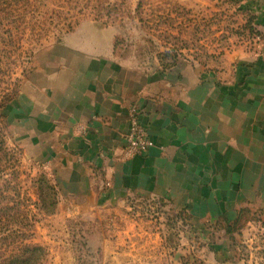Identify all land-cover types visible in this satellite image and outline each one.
<instances>
[{
    "label": "crops",
    "instance_id": "obj_1",
    "mask_svg": "<svg viewBox=\"0 0 264 264\" xmlns=\"http://www.w3.org/2000/svg\"><path fill=\"white\" fill-rule=\"evenodd\" d=\"M237 6L264 30V0ZM216 60L127 63L113 31L91 22L39 56L9 125L26 157L50 172L61 201L109 207L114 222L116 209L140 221L134 205L159 202L169 216L182 212L200 237L188 264H264V59ZM132 108L154 146L130 157ZM141 225L120 234L140 236Z\"/></svg>",
    "mask_w": 264,
    "mask_h": 264
},
{
    "label": "rangeland",
    "instance_id": "obj_2",
    "mask_svg": "<svg viewBox=\"0 0 264 264\" xmlns=\"http://www.w3.org/2000/svg\"><path fill=\"white\" fill-rule=\"evenodd\" d=\"M237 4L238 0H0V105H7L0 114L8 122L0 118L5 142V147L0 144V189L12 198L0 199V264H7L9 255L24 244L42 247L33 264L196 263L200 237L193 235L182 212L169 216L167 205H134L131 213H138L140 221H126L119 208L114 222L109 207L61 201L50 172L26 157L18 133L9 125V112L38 69L39 56L91 22L113 31L120 58L149 68L158 62L169 68L188 57L212 66L218 55L258 56L264 30ZM4 149L11 151L13 160ZM6 205L15 209L6 211ZM137 222L142 224L140 236L120 234ZM128 245L132 250L124 253Z\"/></svg>",
    "mask_w": 264,
    "mask_h": 264
},
{
    "label": "built area",
    "instance_id": "obj_3",
    "mask_svg": "<svg viewBox=\"0 0 264 264\" xmlns=\"http://www.w3.org/2000/svg\"><path fill=\"white\" fill-rule=\"evenodd\" d=\"M258 57L264 59V43L261 44L258 51ZM127 144L126 153L128 156H136L146 153L154 146V142L147 134L136 108H132L129 115V129L125 135Z\"/></svg>",
    "mask_w": 264,
    "mask_h": 264
},
{
    "label": "trees",
    "instance_id": "obj_4",
    "mask_svg": "<svg viewBox=\"0 0 264 264\" xmlns=\"http://www.w3.org/2000/svg\"><path fill=\"white\" fill-rule=\"evenodd\" d=\"M6 106L7 105L1 104L0 110L5 109ZM0 118L3 119L5 121V123H8L6 120L7 119L6 115L4 116V115L0 114ZM0 144H1V146L4 145V147H5L4 136L2 135L1 131H0ZM4 150H5L4 155L6 157H9L11 160H13L12 155H11V151H9L8 149H4ZM10 159H9V161H10ZM6 186H7L6 190H9L10 185H6ZM52 190L55 192V189L52 188ZM5 194H6V191L0 189V199L12 200L10 195H5ZM5 209H6V211H12L13 209H15V207L11 206V205H6ZM1 212H3V211H1ZM41 250H42V247H40V246H35L32 244H27V245L24 244V246L17 251L18 253L22 252V254L18 256V253H11L9 255V257L6 259L7 264H33L36 261L35 257L37 255V253ZM33 253H35L34 256H32Z\"/></svg>",
    "mask_w": 264,
    "mask_h": 264
}]
</instances>
